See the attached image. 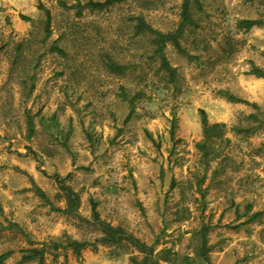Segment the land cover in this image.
Returning <instances> with one entry per match:
<instances>
[{"label": "rangeland", "instance_id": "374dc122", "mask_svg": "<svg viewBox=\"0 0 264 264\" xmlns=\"http://www.w3.org/2000/svg\"><path fill=\"white\" fill-rule=\"evenodd\" d=\"M90 1L0 0L3 264H264V27L239 26L264 0L193 4L174 78L137 19L175 32L185 0ZM200 110L226 125L207 155Z\"/></svg>", "mask_w": 264, "mask_h": 264}, {"label": "trees", "instance_id": "16d2710c", "mask_svg": "<svg viewBox=\"0 0 264 264\" xmlns=\"http://www.w3.org/2000/svg\"><path fill=\"white\" fill-rule=\"evenodd\" d=\"M120 0H105L104 2H93L90 1L86 3L83 7L90 8L92 10H102L105 9L116 2H119ZM195 4L200 8V1L199 0H185L182 5V12H181V23L179 28L175 32H169V33H162L157 30H155L152 26H150L143 18H138V24L137 29L139 32H141L144 35H148L152 38V41L154 42V54H156L160 60V63L162 67L169 72L170 76L174 78V69L170 66L168 59L165 55V49L168 46V44L173 45L179 52L185 54L186 56H189L188 53L183 49L180 37L182 33L184 32V29L189 26L195 24L194 19L191 14V7ZM46 15V30L49 32L50 22H51V15L48 10L45 11ZM24 19L29 20V18L24 17ZM240 27L245 29H251L252 27H264V20L258 19V20H242L239 24ZM55 50H57L59 53L64 54L63 51L58 48L54 47ZM251 73L255 75L256 77H262L264 78V71L256 66H253ZM227 94V93H226ZM227 98L234 103H244L247 105H251L255 108L256 105L250 104L248 101L242 100L240 98H237L232 95L227 94ZM200 115L202 119V128H203V143L198 145V148L204 153V155L208 154L209 148L211 145L217 141L222 139L226 134V125L223 123H214L211 124L208 121L207 114L205 111L200 110ZM29 129L30 133L32 134V121L29 120ZM40 196L47 200L45 197V194L39 190L38 191ZM73 198V197H72ZM92 213L95 221L99 220L98 212H97V206L95 203L92 204ZM104 233L105 237L102 239L103 242L105 241H112V242H119L122 240L121 235L117 230L112 228L109 225H104ZM133 244L141 249L144 250L146 246L143 243H140L138 240L132 238L130 239ZM96 243H89V242H77L73 241L69 243L66 248H71L73 251L77 254H79L83 249L87 247H93L96 248ZM54 249H58L59 245L53 244ZM46 251V248L42 249H30L26 250L22 259L17 264H26L31 261H38V264H44V253ZM11 256V252L4 253L0 255V264H3L9 257Z\"/></svg>", "mask_w": 264, "mask_h": 264}]
</instances>
